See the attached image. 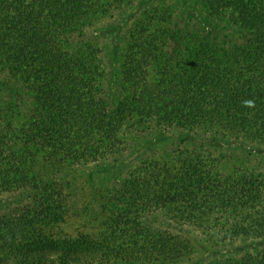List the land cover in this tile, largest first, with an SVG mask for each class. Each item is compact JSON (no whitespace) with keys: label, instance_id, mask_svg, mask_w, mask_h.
Wrapping results in <instances>:
<instances>
[{"label":"trees","instance_id":"1","mask_svg":"<svg viewBox=\"0 0 264 264\" xmlns=\"http://www.w3.org/2000/svg\"><path fill=\"white\" fill-rule=\"evenodd\" d=\"M195 2L0 0V264H264V0ZM39 160L123 171L101 238Z\"/></svg>","mask_w":264,"mask_h":264},{"label":"rangeland","instance_id":"2","mask_svg":"<svg viewBox=\"0 0 264 264\" xmlns=\"http://www.w3.org/2000/svg\"><path fill=\"white\" fill-rule=\"evenodd\" d=\"M170 1L176 2L177 7L186 14L188 18H200L201 21L204 20V26L209 25L212 27L216 25L214 23L212 24L211 19L195 0ZM143 68L144 81L151 87L155 86L157 78L156 73L149 67L145 68V65ZM174 137L175 133L165 134L164 138L161 139V145L170 143ZM160 167L161 166H159L156 171L154 170L156 172L154 173V177L158 179H161L158 174L161 175L163 173ZM33 171L40 174V176H45L47 180L51 181V183L64 194L68 201L67 210L69 211L65 220L47 225L41 224L39 226L40 233L43 236H47L50 240H60L63 238L73 239L81 236H85L89 240H98L101 238L100 231L103 226L100 218L103 216L102 213L105 212L104 204L108 205L106 199L109 196V190L113 186L114 180L121 177L122 170L119 168H108L96 171L89 168L82 169L74 165H66L60 162L51 163L46 160H39L34 165ZM151 172L152 171H150V173ZM224 172H228V169ZM67 180L69 186H67ZM154 180L150 183L151 191L148 198L152 197V194L161 192L159 189L160 185L158 186ZM60 182L63 183V186L59 185ZM71 187H73V189ZM94 210L97 215L96 218L92 215ZM164 221L167 222L166 219H164ZM49 257L52 264H57V253L50 254ZM105 260L106 257L102 254L100 257L89 261L92 262L90 264H101ZM79 264L88 263L81 262Z\"/></svg>","mask_w":264,"mask_h":264},{"label":"clouds","instance_id":"3","mask_svg":"<svg viewBox=\"0 0 264 264\" xmlns=\"http://www.w3.org/2000/svg\"><path fill=\"white\" fill-rule=\"evenodd\" d=\"M250 103V102H249Z\"/></svg>","mask_w":264,"mask_h":264}]
</instances>
